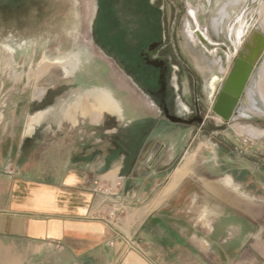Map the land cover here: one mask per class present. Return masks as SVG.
I'll return each instance as SVG.
<instances>
[{
  "label": "rangeland",
  "instance_id": "rangeland-1",
  "mask_svg": "<svg viewBox=\"0 0 264 264\" xmlns=\"http://www.w3.org/2000/svg\"><path fill=\"white\" fill-rule=\"evenodd\" d=\"M177 2L178 64L182 63L183 71L178 68L179 71L172 74L170 101L178 106V116L189 119L194 115L200 95L202 121L198 125L160 129L155 142L141 158L144 166L151 165L149 170L143 166L141 174L151 173L154 178L145 186L149 184L154 188L160 185L162 181L157 179L158 175L162 176L158 174L160 172L170 174L178 171V175L185 176L178 183L182 192L177 205L179 209H175L171 217L178 218V210L189 207L193 202L197 204L195 212L210 208L215 216L224 210L219 203L228 204L232 212L229 217L225 216L228 220L225 224H231L233 235H240L243 240V236L253 233L252 225L257 224L262 227L257 238L262 237L264 241V0ZM95 4L96 0H0V32L8 37L6 42L13 45L20 40L27 44L17 54L0 45V139L19 138L23 125L28 122L30 104L43 99L45 85L53 84L63 91L69 89V96L98 88L100 91L87 96H101V121L95 120V110L83 112L85 125L82 128L94 130L86 129V138L95 144L101 141L100 147H105L110 163L120 165L123 161L125 165V159L132 155V150L134 156H131L130 163H137L143 143L140 148H130L131 137L125 127L123 107L117 117L107 115L109 113L103 107L116 102L107 91L115 87L109 65L116 71L118 68L106 52L89 44L92 42L88 37ZM189 4L195 8L200 5L198 21L201 28L205 29L211 41L225 43L230 55L221 51L208 55L200 46L191 44L186 34L187 25L193 26L188 15ZM59 47L63 54L80 53L77 66L73 64L74 70L80 68L79 89H74L73 81L61 77L62 69L56 63ZM68 60L60 62V65L70 75L74 70L68 66L71 65ZM239 64L245 66L244 72L248 77L231 118L225 120L216 113V107L221 96L226 94V83L237 72ZM118 76L121 78L116 80L118 96L123 98L122 94H125L136 105L130 118L138 120L136 122L140 125L141 118L157 116L156 109L139 97L138 87L131 84L123 73ZM93 78H96L94 82ZM58 122L54 126L59 125ZM67 122L64 121L63 128L55 136L41 131L37 139L49 143L57 139L78 140L77 129H71ZM90 122L96 126H89ZM48 148L34 150L39 151V158H47ZM109 149L111 151L106 153ZM181 218L186 220L180 215ZM195 219L193 216L192 220ZM220 230L217 234H221ZM254 245L256 242L252 243ZM231 248L230 251H234L233 244ZM262 261L264 264V259Z\"/></svg>",
  "mask_w": 264,
  "mask_h": 264
},
{
  "label": "crops",
  "instance_id": "crops-1",
  "mask_svg": "<svg viewBox=\"0 0 264 264\" xmlns=\"http://www.w3.org/2000/svg\"><path fill=\"white\" fill-rule=\"evenodd\" d=\"M190 6V10L200 7ZM69 58V63H77L74 54ZM101 100L98 94L78 99L62 123L42 129L55 136L68 121L71 129H77L78 140L37 139L42 116L31 111L19 138L0 139V264H262L264 241L257 238L262 227L253 224V233L243 240L233 235L231 224H225L228 204L219 203L224 210L218 217L210 208L195 212V202L178 210V218L171 217L181 199L178 183L185 175L160 172L162 176L155 177L162 182L153 188L145 186L154 178L151 173L141 174V168L151 169L142 159L135 169L125 171L123 161L116 165L106 155L94 154L95 142L85 136L86 129L94 130L82 128V118L86 109H93L100 122ZM103 107L109 114L121 115L117 102ZM103 113L107 114L104 109ZM88 140L93 144L85 145ZM41 147H49L47 158L35 152ZM12 170L18 173L9 176ZM98 181L122 188L125 212L120 232L129 244L118 241L116 230L91 219L104 202L94 191ZM109 242H115V247H109Z\"/></svg>",
  "mask_w": 264,
  "mask_h": 264
},
{
  "label": "flooded vegetation",
  "instance_id": "flooded-vegetation-1",
  "mask_svg": "<svg viewBox=\"0 0 264 264\" xmlns=\"http://www.w3.org/2000/svg\"><path fill=\"white\" fill-rule=\"evenodd\" d=\"M96 2L99 15L95 27H91L88 39L90 38L92 42L89 41V44L106 52L111 57L110 60L114 66L118 68L119 72L111 64L109 65L112 70V82L115 87L112 91L109 89L108 92L114 100L116 98L115 101L118 103L120 110L123 107L122 113L127 122L125 127L130 132L131 137L130 148H140L143 143L142 148L139 150L142 152L137 157L140 160L153 145L155 142L154 138L163 127L174 128L179 125H185L184 127H186L187 125H198L202 121L200 95L196 101L197 105L194 115L189 119L178 116V106L173 104V101H170L169 88L171 81H173L172 74L175 75L179 71L178 68L180 71L183 69L182 63L178 64V2L177 0H96ZM198 13V9L188 11L192 21L191 26H193L191 28L187 26L186 34L189 36L191 44L200 46L208 55L217 51L230 55L225 43L211 41L209 35L205 33V29L201 28L198 21ZM94 15L95 10L92 11V18ZM7 40L8 37H4V34L0 32V45L5 46L12 54H17V51L22 50L27 45L20 40L16 41V44L11 45L6 42ZM61 51H63L61 47L56 51V53L59 52L56 63L63 72L61 77L63 80L73 81L74 89H79L78 81L81 76L78 71L80 68L77 71L73 69L74 72L67 75L60 62H63L67 56L70 59V54L76 55L75 61H79L80 53L66 52L63 54ZM180 57L182 58V56ZM182 62H185V59L182 58ZM116 63H118V67ZM70 64L68 65L70 68H76L72 63ZM75 65L77 66V64ZM120 73L128 77L131 84L138 87L141 93L139 97L144 101H148V104L156 109L157 116L152 115L153 117L146 116L141 118L143 125L142 123L138 125L136 122L138 120L133 121L130 118L131 110L136 109L132 99L122 93L123 98L119 97L115 91L117 87L116 80L118 78L121 79L118 76ZM94 80L96 78H93V82ZM44 89L45 95L43 99L32 102L29 108L33 114H41L42 116L36 135L44 127L57 124L58 120V123H61L64 119V114L74 107L78 99L84 101L88 94L100 91L98 88H93L87 91H79L78 95L69 96L68 92L70 90L68 88V90L63 91L56 89V86L51 84L49 86L45 85ZM87 102L89 105L92 103ZM108 115L111 117L118 116L114 112ZM100 142L98 143L100 144ZM131 153L134 156L133 150ZM132 155L129 154L127 159H125V171L136 168L135 163H130ZM227 210L232 212L229 208ZM242 219L248 221L245 218Z\"/></svg>",
  "mask_w": 264,
  "mask_h": 264
},
{
  "label": "built area",
  "instance_id": "built-area-1",
  "mask_svg": "<svg viewBox=\"0 0 264 264\" xmlns=\"http://www.w3.org/2000/svg\"><path fill=\"white\" fill-rule=\"evenodd\" d=\"M17 171H8L9 176H15ZM122 188L115 186H108L101 182H96L95 193L99 194L104 200L103 205L97 208L91 215L92 220H96L104 223L109 228L116 230V236L118 241H126L129 244V240L124 237L120 232V221L123 213L125 212L124 200L121 196ZM108 246L115 247V242H109Z\"/></svg>",
  "mask_w": 264,
  "mask_h": 264
},
{
  "label": "water",
  "instance_id": "water-1",
  "mask_svg": "<svg viewBox=\"0 0 264 264\" xmlns=\"http://www.w3.org/2000/svg\"><path fill=\"white\" fill-rule=\"evenodd\" d=\"M96 6H97V2H96ZM97 11H98L97 12V17H98L99 15L98 8ZM97 17L95 18L93 28L96 25ZM244 69L245 66L243 64L238 65L237 72L233 74L232 78L226 83L225 86L226 94H223L217 103L216 113L221 117H223L225 120H229L231 118L237 104V99L240 96V93L248 77V73L244 72ZM226 102L230 104L229 107L226 106Z\"/></svg>",
  "mask_w": 264,
  "mask_h": 264
},
{
  "label": "trees",
  "instance_id": "trees-1",
  "mask_svg": "<svg viewBox=\"0 0 264 264\" xmlns=\"http://www.w3.org/2000/svg\"><path fill=\"white\" fill-rule=\"evenodd\" d=\"M89 143H91V144H89ZM85 145H92L93 143H92V141L91 142H89V140L88 141H86L85 143H84ZM94 145V147H95V151H94V154H97L98 155V153L100 154V153H102V154H100V155H105V149H103V148H105V147H103V148H101L100 146H101V144H93ZM110 147H111V145H109ZM113 150V149H112ZM111 151V149H109V150H107L106 151V153L108 152H110Z\"/></svg>",
  "mask_w": 264,
  "mask_h": 264
},
{
  "label": "bare ground",
  "instance_id": "bare-ground-1",
  "mask_svg": "<svg viewBox=\"0 0 264 264\" xmlns=\"http://www.w3.org/2000/svg\"><path fill=\"white\" fill-rule=\"evenodd\" d=\"M94 10H95V15H94V17L92 18L93 20H92V24H91V27H93V25H94V21H95V18L97 17V6H96V4L94 5ZM65 60H68V56H67V58H65ZM64 61V60H63ZM236 94V93H235ZM235 96V95H234ZM229 103L228 102H226V106H228L229 107Z\"/></svg>",
  "mask_w": 264,
  "mask_h": 264
}]
</instances>
